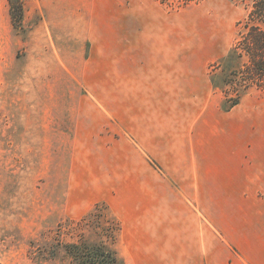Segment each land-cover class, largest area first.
Instances as JSON below:
<instances>
[{
  "label": "rangeland",
  "instance_id": "rangeland-1",
  "mask_svg": "<svg viewBox=\"0 0 264 264\" xmlns=\"http://www.w3.org/2000/svg\"><path fill=\"white\" fill-rule=\"evenodd\" d=\"M15 2L16 19L0 0V264H78L72 247L109 228L119 264L166 247L231 260L213 214L264 215L254 0Z\"/></svg>",
  "mask_w": 264,
  "mask_h": 264
},
{
  "label": "crops",
  "instance_id": "crops-1",
  "mask_svg": "<svg viewBox=\"0 0 264 264\" xmlns=\"http://www.w3.org/2000/svg\"><path fill=\"white\" fill-rule=\"evenodd\" d=\"M247 199L239 196L235 198L234 203L242 204L247 202ZM247 210L238 206L235 211L230 208L229 212L213 214V228L219 237L227 242L223 251H228L231 259L223 264H264V215L253 219ZM222 221L228 223V227H222ZM167 252L169 249L166 247L164 259L155 258L154 264H169V261L171 264H184L183 255L172 260L173 256L170 257Z\"/></svg>",
  "mask_w": 264,
  "mask_h": 264
},
{
  "label": "trees",
  "instance_id": "trees-1",
  "mask_svg": "<svg viewBox=\"0 0 264 264\" xmlns=\"http://www.w3.org/2000/svg\"><path fill=\"white\" fill-rule=\"evenodd\" d=\"M11 9H12V17L16 19L17 10L21 9L18 8L19 4L15 2V0H10ZM20 10V14H21ZM249 21L251 23V31L248 33L249 37H251L250 42L253 44L255 49L253 50H261V55H257L255 53H251L250 55V68L253 70L254 73L258 74L259 77L264 78V0H254L253 7L251 9L250 15H249ZM235 50H232L230 52L227 60H233L238 56L239 58L244 57L242 53H238ZM258 52V51H256ZM233 74H236V71L233 72ZM245 87L247 88V83H245ZM238 103H236V100L233 101V107L236 106ZM109 228V227H108ZM107 237V238H106ZM116 231L115 229L109 228L106 229L105 237L107 240L115 239ZM104 238L101 240V242L98 245L97 243H91L87 240L82 241L83 244L91 243V248H86L84 250L82 246H73L72 250L75 252V260L79 264V261L82 262V260L86 259L88 262L86 264H119L117 261V253L113 249L110 248L106 250V243L104 242ZM111 244V242H110Z\"/></svg>",
  "mask_w": 264,
  "mask_h": 264
}]
</instances>
